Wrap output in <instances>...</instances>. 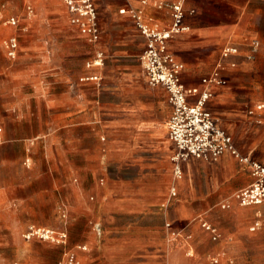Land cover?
I'll list each match as a JSON object with an SVG mask.
<instances>
[{"label":"crops","instance_id":"obj_1","mask_svg":"<svg viewBox=\"0 0 264 264\" xmlns=\"http://www.w3.org/2000/svg\"><path fill=\"white\" fill-rule=\"evenodd\" d=\"M130 1L159 30L170 25V12L155 5L182 4L189 30L171 38L168 51L182 64L181 79L188 88L201 87L225 48L238 49L219 71L225 84L210 86L206 108L242 156L261 162L253 151L262 132L253 126L256 119L239 112L237 99L241 90L255 85L242 74L264 61V0ZM97 18L100 44L98 13ZM134 36L114 57L95 51L104 58L102 67L90 68L89 77L99 81H83L94 85L89 100L81 93L65 95L55 108L45 99V109L56 112L25 145L29 172L41 187L17 211H24L27 224L48 226L32 218H58L79 264H211L209 258L218 253L223 254L218 264H237L236 230L226 231L220 223L244 211L233 196L251 184L250 169L224 152L216 161L179 163L181 174L175 177V147L166 129L168 94L148 85L139 62L145 39L136 31ZM83 129L89 132L88 145ZM201 223L219 230L218 243ZM171 232L180 234L173 243L168 242Z\"/></svg>","mask_w":264,"mask_h":264},{"label":"rangeland","instance_id":"obj_2","mask_svg":"<svg viewBox=\"0 0 264 264\" xmlns=\"http://www.w3.org/2000/svg\"><path fill=\"white\" fill-rule=\"evenodd\" d=\"M95 1L102 28V40L97 45L89 43L71 24L63 0H0V264H58L64 250L61 245L23 239L29 225L61 231L58 218H32L49 223L48 226L27 224L24 211L17 209L19 204L31 203L35 191L41 187L34 183L29 172L25 145L33 133L41 134L40 127L49 120V113L56 112L45 109V99L53 101L55 108L58 98L65 95L79 97L81 93L89 100V88L94 85L82 81L92 73L87 64L98 51L114 57L125 40H135L134 33L138 30L132 16L119 13L126 0ZM242 77L255 82L241 90L237 102L239 112L256 119L253 126L262 132L253 151L261 161L264 160V61ZM257 105H262V109L249 116L248 112ZM80 134L88 145V130L83 129ZM233 216L231 222L220 224L226 225V231L236 230L232 233L239 243L237 264H264V205L245 208ZM255 222L257 229L249 231ZM68 248L67 244L65 249Z\"/></svg>","mask_w":264,"mask_h":264},{"label":"built area","instance_id":"obj_3","mask_svg":"<svg viewBox=\"0 0 264 264\" xmlns=\"http://www.w3.org/2000/svg\"><path fill=\"white\" fill-rule=\"evenodd\" d=\"M63 2L70 16L71 24L89 43L97 44L99 28L94 0H63ZM141 4L146 5V2L142 1ZM166 6L169 9L171 21L165 30L150 26L148 21L151 18L146 19L143 11L135 9L130 0H126L124 8L119 13H129L139 34L145 39V47L139 56V62L148 85L164 88L168 94L171 114L166 129L168 138L175 147V154L172 158L176 164L175 177H180L181 172L178 164L181 162L190 158L216 161L224 152H228L240 163L249 167L252 178L251 184L238 191L233 199L242 208L260 206L264 204V160L254 162L248 157L242 156L234 146L232 138L216 125L211 112L206 108L212 96L210 86L225 84V81L219 76V71L226 60L238 54V49L227 47L221 52L216 70L200 81L201 87H186L181 79L183 66L169 53L168 41L174 36L187 33L189 28L184 23L185 14L181 3L167 5L161 1L155 5L157 9ZM256 48L257 44L254 43L251 52L254 53ZM102 65L103 55L96 53L87 67L97 68ZM229 65L234 67L235 63ZM82 81H99V78L91 76L83 78ZM261 109L262 105L255 106V110L249 111V116L255 115V112ZM175 194L173 188L171 195L175 196ZM225 207H227L226 204L222 205V208ZM200 227L209 235L211 241L216 242L220 239V232L215 226L201 223ZM257 227L258 224L255 223L249 228V231L253 232ZM178 238H180L179 233L171 232L168 242L173 243ZM23 239L25 241L37 239L41 242L61 245L64 250L58 264H79L75 253L65 249L67 233L64 231L29 225L23 234ZM82 249L84 250V248ZM222 256V253L211 256L210 263L218 264Z\"/></svg>","mask_w":264,"mask_h":264}]
</instances>
